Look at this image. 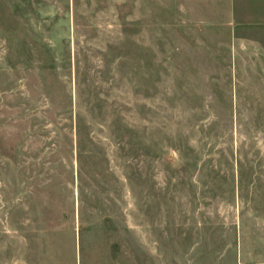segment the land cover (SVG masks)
<instances>
[{
	"label": "rangeland",
	"instance_id": "rangeland-1",
	"mask_svg": "<svg viewBox=\"0 0 264 264\" xmlns=\"http://www.w3.org/2000/svg\"><path fill=\"white\" fill-rule=\"evenodd\" d=\"M0 264H264V0H0Z\"/></svg>",
	"mask_w": 264,
	"mask_h": 264
}]
</instances>
